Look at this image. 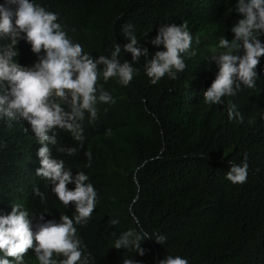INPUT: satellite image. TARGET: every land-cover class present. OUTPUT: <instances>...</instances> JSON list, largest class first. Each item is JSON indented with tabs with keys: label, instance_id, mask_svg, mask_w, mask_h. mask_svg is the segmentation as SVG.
Masks as SVG:
<instances>
[{
	"label": "trees",
	"instance_id": "trees-1",
	"mask_svg": "<svg viewBox=\"0 0 264 264\" xmlns=\"http://www.w3.org/2000/svg\"><path fill=\"white\" fill-rule=\"evenodd\" d=\"M57 13L74 42L92 57L109 56L114 44L128 41L122 25H134L138 46L148 59L157 48L151 40L163 25L187 22L194 57H185L186 69L177 79L167 76L152 84L146 58L132 61L122 49L120 60L137 69L123 86L104 82L114 104H99L98 118L83 121L81 148L71 134L57 129L58 146L76 147L69 156L52 148V156L88 177L98 193V204L86 225H77L90 264H159L166 256L186 258L189 264H264V57L254 88L242 86L222 104H206L204 94L218 72L210 46L221 37L234 38L231 27L240 18L237 0H35ZM4 3V0H0ZM264 42V36H261ZM17 62L31 67L38 57L25 40L17 44ZM241 54H243L241 52ZM236 105L243 120H230L227 107ZM0 120V215L13 204L32 217L33 230L44 220L70 217L51 185L36 175L39 144L25 121ZM91 152V166L85 155ZM247 153L248 177L243 184L226 179L229 162L241 164ZM74 189V184L68 185ZM45 194L46 202L33 189ZM110 219L120 223L110 226ZM142 228L152 238L142 242L145 255L134 249H116L115 240L130 229ZM157 235L164 236L163 244ZM2 255V254H0ZM54 258H61L55 257ZM24 264H39L29 250Z\"/></svg>",
	"mask_w": 264,
	"mask_h": 264
},
{
	"label": "clouds",
	"instance_id": "clouds-1",
	"mask_svg": "<svg viewBox=\"0 0 264 264\" xmlns=\"http://www.w3.org/2000/svg\"><path fill=\"white\" fill-rule=\"evenodd\" d=\"M236 12L240 18L231 27L234 38L221 37L219 47L224 49L210 57L218 72L211 86L204 94L206 104H222L224 97L236 95L242 86L254 88L259 79L257 71L260 58L264 57V0H237ZM59 15L47 10L35 0H4L0 3V120H6L8 127L12 121H25L29 130L42 145L38 149L40 167L36 175L51 185V191L65 208L74 205L75 212L70 217L61 214L59 222L44 220L40 214L35 230L32 217L19 204L12 205L10 214L0 215V264H24L29 250L35 252L39 264H90L91 254H84L77 225H86L98 204V193L89 177L65 166L63 159L52 156V148L58 153L73 156L76 147L58 146L57 129L65 130L80 143L85 141L83 121L94 123L98 118L99 104H114L116 101L100 83L116 79L128 86L137 69L132 62H121L120 54H132V61L146 58V75L152 84L167 76L177 79L187 65L185 57H194L193 37L187 22L163 25L151 43L157 48L163 46L148 59L146 47L138 46L134 25H122V33L128 41L123 46L114 44L109 56L92 57L85 53L81 44L74 42L63 25ZM25 40L38 57L31 67L17 62L19 41ZM241 52L243 54H241ZM230 120L243 117L235 104L227 107ZM91 166V152L85 153ZM247 153L241 164L229 162L226 179L233 184H243L248 177ZM74 184V189L68 185ZM41 203L46 197L39 188L33 189ZM119 219H110L109 225L116 226ZM152 238L142 228L130 229L115 240L116 249H134L140 256L145 255L141 244ZM165 237L157 235V243L163 244ZM61 257L59 259L54 258ZM123 264H138L127 258ZM159 264H189L186 258L166 256Z\"/></svg>",
	"mask_w": 264,
	"mask_h": 264
},
{
	"label": "rangeland",
	"instance_id": "rangeland-1",
	"mask_svg": "<svg viewBox=\"0 0 264 264\" xmlns=\"http://www.w3.org/2000/svg\"><path fill=\"white\" fill-rule=\"evenodd\" d=\"M209 50H210L211 52H213L214 54H217V53H219V52H221V51H224V49H221V48L219 47V45L210 46V47H209Z\"/></svg>",
	"mask_w": 264,
	"mask_h": 264
}]
</instances>
